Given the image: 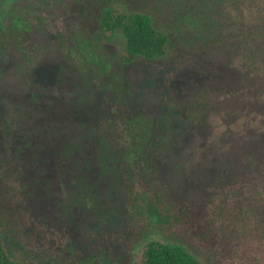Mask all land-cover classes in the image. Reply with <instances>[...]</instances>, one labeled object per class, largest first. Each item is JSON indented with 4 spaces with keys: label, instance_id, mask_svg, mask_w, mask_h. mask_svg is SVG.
<instances>
[{
    "label": "trees",
    "instance_id": "trees-1",
    "mask_svg": "<svg viewBox=\"0 0 264 264\" xmlns=\"http://www.w3.org/2000/svg\"><path fill=\"white\" fill-rule=\"evenodd\" d=\"M71 1L82 14L57 28L66 37L56 46L88 77L89 90L77 104L81 98L89 104V117L83 125L69 116L46 118L42 101L28 100L32 93L21 73L0 89V264H63L47 242L27 233L26 199L16 176L66 177L74 165L68 152L86 127L85 154L90 162L103 159L123 201L119 219L128 245L139 242L150 225L222 264H264V0H178V17L213 23L228 62L217 92L203 86L193 100L179 101L170 90L161 114L124 82L112 80L119 88L98 82L112 79L111 66L102 55L95 58L102 42L118 33L125 41L114 58L119 64L166 57L173 37L170 25L158 22L157 9L170 0H142L143 9L133 11L108 0ZM11 40L0 32L4 46ZM17 91L27 100L17 99ZM107 91L114 93L112 102L103 99ZM37 155L41 168L31 162ZM133 264L207 263L184 245L153 240L136 251Z\"/></svg>",
    "mask_w": 264,
    "mask_h": 264
},
{
    "label": "rangeland",
    "instance_id": "rangeland-1",
    "mask_svg": "<svg viewBox=\"0 0 264 264\" xmlns=\"http://www.w3.org/2000/svg\"><path fill=\"white\" fill-rule=\"evenodd\" d=\"M170 2L157 9L158 22L170 25L173 37L166 57L151 61L139 58L134 64L123 66L114 60L125 45L123 36L118 33L112 40L102 42L95 58L100 61L102 55L104 64L110 60L111 66L112 79L106 76L104 81L98 82L114 88L120 86L112 80L124 82L123 87L133 96H141L146 105L145 98L152 100L153 104L148 106L158 114L164 111V99H170V90L177 91L179 101L193 100L195 90L203 86H211L217 92L228 62L227 47L216 45L218 33L213 23L204 25L196 17L192 20L178 17L175 14L178 0ZM71 3V0H0V30L4 31L10 21L14 23L10 56L6 57L7 47L0 50V89L6 84L11 87L21 73L19 77L24 80L25 88L32 93L28 100L34 104L42 101L43 108L47 109L46 118L52 119L55 114L59 120H64L69 116L83 125V120L89 117V104L83 98L77 103L80 93L89 90L90 82L62 54L63 49L56 46L58 40L61 47L66 37L63 31L57 33V28H66L65 23L74 19L73 14H82L81 8ZM107 4L123 5L127 11L143 9L142 0H108ZM97 5H91L90 13L94 16ZM30 58L32 63L28 66ZM179 63L183 65L179 67ZM8 90L12 97L13 89ZM23 93L17 91V99L27 100ZM113 95L107 91L103 99L112 102ZM47 99L50 103H44ZM86 128L68 152L74 165L66 177L61 173L57 178L51 173L39 177L35 173L16 176L26 199L27 233L37 242H47L63 264H133L136 251L153 240L184 245L205 263L222 264L186 239L160 236L150 225L139 242L132 247L128 245L126 225L119 219L123 201L103 159L94 156L90 162L86 156L82 136L86 131L89 133L90 129ZM38 156L31 162L41 168Z\"/></svg>",
    "mask_w": 264,
    "mask_h": 264
},
{
    "label": "flooded vegetation",
    "instance_id": "flooded-vegetation-1",
    "mask_svg": "<svg viewBox=\"0 0 264 264\" xmlns=\"http://www.w3.org/2000/svg\"><path fill=\"white\" fill-rule=\"evenodd\" d=\"M13 29H14V23H12V21H10V23L8 22V24H7V26L5 27V30H4V31L0 30V32H5L6 34L9 35L10 38H12L11 43H10V44H7V45H5V46H4L3 43L0 42V50H1L3 47H7V50H6V51H7V52H6V54H7L6 57H7V58L10 56V55L8 56V53L11 52V49H12V47H13V40H14Z\"/></svg>",
    "mask_w": 264,
    "mask_h": 264
}]
</instances>
